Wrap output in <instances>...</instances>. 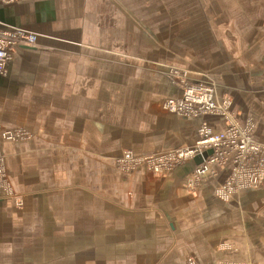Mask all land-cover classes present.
<instances>
[{"label": "crops", "instance_id": "crops-1", "mask_svg": "<svg viewBox=\"0 0 264 264\" xmlns=\"http://www.w3.org/2000/svg\"><path fill=\"white\" fill-rule=\"evenodd\" d=\"M0 22L38 35L0 74L1 122L31 133L1 142L0 264H264V183L225 201L229 161L189 186L194 161L114 160L197 138L202 118L162 108L182 93L172 65L214 80L264 143V0H13Z\"/></svg>", "mask_w": 264, "mask_h": 264}, {"label": "built area", "instance_id": "built-area-1", "mask_svg": "<svg viewBox=\"0 0 264 264\" xmlns=\"http://www.w3.org/2000/svg\"><path fill=\"white\" fill-rule=\"evenodd\" d=\"M13 0H0L9 3ZM36 32L24 27L0 22V74L7 72V64L19 46H33L37 43ZM169 75L181 87L179 96L165 97L162 108L168 112L186 117L202 118L197 129V138L190 145L139 154L131 149L123 150L115 156L116 166L125 172H131L140 165L154 173L174 169L197 155L212 149L199 164H194L187 185L196 186L200 181L215 174V167L230 162L227 177L215 188L216 197L229 200L244 190L257 188L264 183V143L253 136L255 123L248 118L244 123L237 120L231 111L230 98L221 96L214 80L202 78L194 80L188 69L169 66ZM212 116L224 120V126L214 131L205 117ZM31 137L29 130L9 128L0 120V189L10 197L14 196L5 168V155L1 150L3 140H22ZM18 204L21 200L15 199ZM187 264H198L194 257L187 258Z\"/></svg>", "mask_w": 264, "mask_h": 264}, {"label": "water", "instance_id": "water-1", "mask_svg": "<svg viewBox=\"0 0 264 264\" xmlns=\"http://www.w3.org/2000/svg\"><path fill=\"white\" fill-rule=\"evenodd\" d=\"M210 153H212V149L204 151L202 155L195 156L193 159L194 163L195 164L201 163L203 159L206 158Z\"/></svg>", "mask_w": 264, "mask_h": 264}, {"label": "rangeland", "instance_id": "rangeland-1", "mask_svg": "<svg viewBox=\"0 0 264 264\" xmlns=\"http://www.w3.org/2000/svg\"><path fill=\"white\" fill-rule=\"evenodd\" d=\"M136 153H139V154H143V153H141V152H136ZM147 154L148 153H150V152H146ZM115 160V159H114ZM115 164H116V162H115ZM165 172V171H164ZM158 174V173H157ZM161 174V173H160Z\"/></svg>", "mask_w": 264, "mask_h": 264}]
</instances>
